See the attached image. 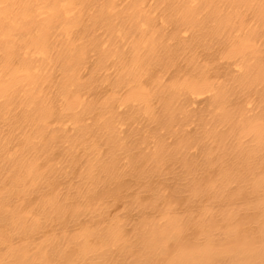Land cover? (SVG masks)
<instances>
[{
  "label": "bare ground",
  "instance_id": "6f19581e",
  "mask_svg": "<svg viewBox=\"0 0 264 264\" xmlns=\"http://www.w3.org/2000/svg\"><path fill=\"white\" fill-rule=\"evenodd\" d=\"M0 264H264V0H0Z\"/></svg>",
  "mask_w": 264,
  "mask_h": 264
}]
</instances>
